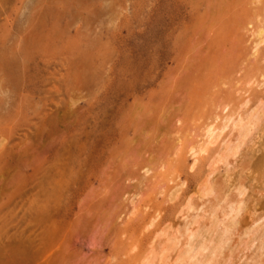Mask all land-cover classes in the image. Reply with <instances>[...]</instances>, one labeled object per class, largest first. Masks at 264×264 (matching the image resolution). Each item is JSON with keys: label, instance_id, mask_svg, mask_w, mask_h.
<instances>
[{"label": "rangeland", "instance_id": "rangeland-1", "mask_svg": "<svg viewBox=\"0 0 264 264\" xmlns=\"http://www.w3.org/2000/svg\"><path fill=\"white\" fill-rule=\"evenodd\" d=\"M190 245L264 264V0H0V264Z\"/></svg>", "mask_w": 264, "mask_h": 264}, {"label": "bare ground", "instance_id": "bare-ground-1", "mask_svg": "<svg viewBox=\"0 0 264 264\" xmlns=\"http://www.w3.org/2000/svg\"><path fill=\"white\" fill-rule=\"evenodd\" d=\"M262 33H263V31H261V35H263ZM261 37H262V36H261ZM255 113H256V112H255ZM257 115H258V114H257ZM252 116H254V115L252 114ZM259 117H261V115H260V116L258 115V117L255 115V118H252V119L250 118V120H249L248 122H247V118H246V122H243V121H244V120H243V121H240L238 124H234L235 126H237L236 128H238V131H239L238 134L242 137L241 139L239 138L240 140H243L244 137H246V136L248 135L249 131L251 132V130H250L251 127L249 126V123H252L253 125H254V124L256 125V123H257L258 120H259ZM259 121H260V120H259ZM253 127H255V126H253ZM208 134H209L208 136L211 135L210 133H208ZM240 136H237V137H240ZM212 137H214V136H212ZM208 138H209V137H208ZM214 138H215V137H214ZM237 140H238V138H237ZM207 142H208V140H207ZM213 143H214V142H213ZM238 143H239V142H238ZM240 143H241V142H240ZM208 144H209V142H208ZM237 145H238V146H237ZM237 145H236V146H232V145H231V146H226V148H227V152H226V154H227V155L225 154V156L228 157V155H229L228 153H230V154H231V153H232V154H235V153H236V150L238 151V148H239V144H237ZM240 145H241V144H240ZM203 148H204V149H203ZM202 151H206L205 146L202 147ZM228 151H229V152H228ZM234 152H235V153H234ZM235 155H236V154H235ZM225 156H224V157H225ZM229 156H231V155H229ZM221 159H222V156H221ZM219 161H221V160H219ZM207 186H208V185H207ZM208 188H209V187H208ZM208 190L211 191L212 189L210 188V189H208ZM204 193H205V191H204ZM238 209H239V208H238ZM234 210H235V209H234ZM236 213H237V212H236ZM231 222H232V221H231ZM217 223H218V222H217ZM217 223H216V224H217ZM232 225H234V224H232ZM224 228H225V227H224ZM232 228H233V227H232ZM216 229H217V228H216ZM225 230H226V228H225ZM229 231H230V229H229ZM197 232H198V231H197ZM224 233H225V232H224ZM224 233H223L222 236H225V235H226V234H224ZM200 235H201V234H200ZM192 236H193V235H192ZM192 236H191V237H192ZM220 236H221V235H220ZM195 237H196V236H195ZM227 237H228V236H227ZM221 239H222V238H221ZM171 240H172V239H171ZM189 240H191V239H189ZM194 241H195V240H194ZM226 241H227V240H226ZM174 242H175V241H174ZM191 242H192V241H191ZM191 242H189V243L192 244ZM224 244H225V243H224ZM192 246H193V245H192ZM192 246L190 245V247H192ZM203 246H204V245H203ZM190 247H189V248H190ZM195 247H196V246H195ZM217 247H218V246H217ZM220 247H221V246H220ZM167 248H168V247H167ZM189 248H188V249H185V250H187V251H189V252H191V253H188L187 255H185L186 257H185V256H181L180 260L178 259V260H179V263H178L177 261H175V262H177L178 264H190V263L188 262V260L192 259V258H191L192 255H196V254H194L193 252L196 253L197 250L195 251V250L193 249V247H192V249H191V248L189 249ZM214 248H215V247H214ZM168 249H169V248H168ZM199 249H201V248L199 247ZM199 249H198V251H199L198 253H200L201 251H203V247H202V250H199ZM216 249H217V248H216ZM219 249H220V248H219ZM191 250H192V251L194 250V251L192 252ZM187 251H186V252H187ZM203 252H204V251H203ZM179 255H180V254H179ZM162 256H163V255H162ZM196 256H197V255H196ZM196 256H195V258H197ZM179 257H180V256H179ZM179 257H178V258H179ZM193 257H194V256H193ZM207 257H208V256H207ZM163 258H164V257H163ZM163 258L161 257V259H163ZM195 258H194V259H195ZM194 259H193V260H194ZM209 259H210V257H209ZM164 260H165V259H164ZM193 260H192V262H193ZM197 260H198V258H197ZM148 261H150V260H148ZM162 261H163V260H162ZM199 261H201V260H199ZM146 262H147V261H146ZM194 262H196V259H195ZM194 262H193V264H195ZM201 262H202V261H201ZM203 262H204L203 264L206 263L205 261H203ZM148 263H149V262H148ZM150 263H151V261H150ZM163 263H164V262H162V264H163ZM197 263H198V261H197ZM197 263H196V264H197ZM198 264H199V263H198Z\"/></svg>", "mask_w": 264, "mask_h": 264}]
</instances>
